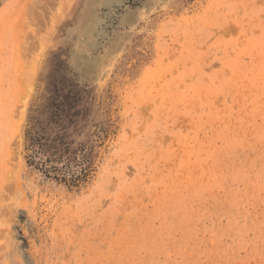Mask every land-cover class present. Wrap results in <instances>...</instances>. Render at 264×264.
Segmentation results:
<instances>
[{
    "label": "rangeland",
    "instance_id": "1",
    "mask_svg": "<svg viewBox=\"0 0 264 264\" xmlns=\"http://www.w3.org/2000/svg\"><path fill=\"white\" fill-rule=\"evenodd\" d=\"M0 264H264V0H0Z\"/></svg>",
    "mask_w": 264,
    "mask_h": 264
},
{
    "label": "trees",
    "instance_id": "2",
    "mask_svg": "<svg viewBox=\"0 0 264 264\" xmlns=\"http://www.w3.org/2000/svg\"><path fill=\"white\" fill-rule=\"evenodd\" d=\"M41 146H43V144H39L38 149H32L31 155L29 156V163L34 162L33 159L37 155L42 154V153H46L45 149H43Z\"/></svg>",
    "mask_w": 264,
    "mask_h": 264
}]
</instances>
